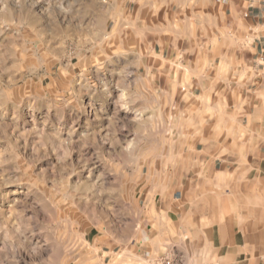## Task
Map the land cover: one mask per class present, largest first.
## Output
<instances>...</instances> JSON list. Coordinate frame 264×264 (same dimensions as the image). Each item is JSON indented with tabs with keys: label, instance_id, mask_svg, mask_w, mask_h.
<instances>
[{
	"label": "rangeland",
	"instance_id": "1",
	"mask_svg": "<svg viewBox=\"0 0 264 264\" xmlns=\"http://www.w3.org/2000/svg\"><path fill=\"white\" fill-rule=\"evenodd\" d=\"M230 2L0 0V264L108 262L135 233L209 129L213 58H259Z\"/></svg>",
	"mask_w": 264,
	"mask_h": 264
},
{
	"label": "crops",
	"instance_id": "2",
	"mask_svg": "<svg viewBox=\"0 0 264 264\" xmlns=\"http://www.w3.org/2000/svg\"><path fill=\"white\" fill-rule=\"evenodd\" d=\"M235 2L244 7L231 0L215 17L222 29L253 25L259 58H213L224 69L201 90L213 101L206 135L194 137L190 162L175 163L159 193L147 192L135 233L118 251H99L109 257L99 264H264V0L248 21Z\"/></svg>",
	"mask_w": 264,
	"mask_h": 264
},
{
	"label": "built area",
	"instance_id": "3",
	"mask_svg": "<svg viewBox=\"0 0 264 264\" xmlns=\"http://www.w3.org/2000/svg\"><path fill=\"white\" fill-rule=\"evenodd\" d=\"M159 264H171V262H170L169 260H163V261H161V263H159Z\"/></svg>",
	"mask_w": 264,
	"mask_h": 264
}]
</instances>
